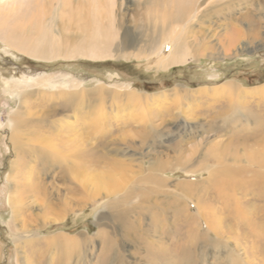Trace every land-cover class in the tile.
<instances>
[{
    "label": "bare ground",
    "instance_id": "6f19581e",
    "mask_svg": "<svg viewBox=\"0 0 264 264\" xmlns=\"http://www.w3.org/2000/svg\"><path fill=\"white\" fill-rule=\"evenodd\" d=\"M241 1L244 0H226V3L219 7L211 8L209 0H140L139 5L143 13L135 24L136 33L133 31L137 35H132V30L126 25L124 17L117 19L113 0L0 1V32L7 45L39 58L66 56L68 52L79 51H85L93 57L106 56L112 49L121 57L133 53L154 55L156 52L150 58L155 62H149L157 64L160 69H167L181 64L188 57L199 59L202 56H220L218 53L228 54L234 49H236L234 54H238V50L241 52L248 49V46L239 47L241 41L256 42L258 33L246 34L240 26L244 19H250L252 25L256 23L251 13L234 18L236 24L232 23L233 30L227 35L218 32L212 34L214 29L212 27L211 30L204 32L195 29L194 23L198 19L213 12L219 14L220 10L216 11L217 9H230L232 4H239ZM262 2L256 6V11H264V7L261 8L264 6V0ZM126 8L128 9V5ZM124 15L126 16V13ZM122 29L124 33L121 35ZM214 37L218 38L219 43L230 45L232 47L230 51L227 48L219 50L218 42L211 41ZM74 38L76 42L71 47L70 42ZM163 46H167L166 53L162 50ZM198 90L195 92L196 95H191L189 89L175 88L171 94L161 95H171L174 98L171 106L164 111L163 121H167L168 117L185 119L184 106L180 105L183 100L180 101V98H185L190 103L204 99L207 102L203 108L205 111L203 113L193 111L190 116L197 120L203 119L201 124L206 128L202 130V138L207 143L211 140L210 136L218 138L210 147H205V151L200 150L202 145L200 138L195 144L187 147L185 144L193 141L181 142L176 155L177 166L184 168L187 175L205 172L207 176L201 181L175 183V189L169 192L166 189L168 179L164 176L167 169H170L168 163L156 158L149 166H144L145 156L139 154L137 169H134L125 159H119L116 155L124 153L127 159L132 157L125 149L121 152L118 148H108V145L118 141L116 138H121L126 143L135 135L140 138L139 147H142L170 132L153 123L152 118L159 116L161 111L154 113L151 108L144 107V101L149 103L146 94L142 96L129 90L118 93V96L126 99L124 105L135 101L142 108L139 120L135 121L137 124L140 123V130H125L130 124L125 122L123 135L115 138L112 137L115 128L109 123L97 124L95 120V123H84L83 126L70 122H64V125L59 126L53 124L56 119H52L51 110L45 107L36 111L35 119L38 123L29 127L31 119L27 118L25 112H18L9 137L16 157L9 177L14 181L20 177L21 180L13 189L14 193L9 195L13 209L11 224L22 230L28 229L30 223L26 216H32L33 212L28 213L30 206L26 198H35L39 211L44 209L51 213V218L49 214L47 215L48 220H51L44 222L43 227L62 220L70 211L81 210L86 205L96 202L99 207H105L106 212L97 215L96 225L100 228L93 237L82 233L79 237L59 234L48 239L43 238L50 249H55V246L59 245H69L67 250L63 251L65 254L54 264L85 262L91 254V249L95 247V238L101 241L96 264H134V261L124 254L126 246L122 240L146 243L150 251L149 258L154 260H151L153 264H160L155 262L157 259L165 260L164 264H172L174 261L172 263L167 261L166 254L159 256L164 254L163 248H160L162 245L157 241H163L161 235L165 220L157 212H150L154 197L169 194L172 200L166 205L174 206L175 212L177 209V213L181 214L180 218L187 226L183 248L195 247L200 244V240L207 242L210 234H213L210 241L214 246L210 247V250L225 256L226 264H264V202L258 204L256 201H264V86L248 90L240 87L235 81H228L223 85L202 87ZM110 92L111 90L100 87L96 91L98 96L94 101L100 99L105 102L110 96L111 100H114V93L107 95ZM250 94L252 96L249 98ZM28 97L29 95L25 96L23 100ZM120 109L117 107L115 114L112 110L105 111L102 116L104 119L114 120ZM255 116H259L257 118L262 122L251 123L250 119L256 118ZM94 117L98 119L100 113L94 114ZM48 121L52 122L51 127L45 129ZM259 123L261 125H257ZM188 127L189 125L181 122L176 125V129L182 128L184 131ZM51 130L54 132L51 133ZM186 132L192 134L193 129ZM110 152L116 153L117 157L110 156L108 154ZM186 152L187 155L184 154ZM21 155H27L32 161L38 155L37 157L45 160L43 163L50 167L53 166V162L62 163L69 168L67 172L61 171L60 176L63 177L64 183L70 182L69 176L74 179L79 176L81 186L72 189L67 185L65 190H68L60 193L46 178L37 176V170H32L33 167H29V164L26 165L28 167L26 171H21L19 166L25 165L24 161L20 162ZM242 157H246L247 162L253 164H239ZM210 161L214 163L208 164ZM44 164L40 166L41 169L45 168ZM212 166L217 168L210 170ZM82 186L83 189H88L87 193H82ZM191 201L193 207L190 205ZM166 205L165 202L160 204L161 213H165ZM232 207L235 212H231ZM149 212L152 221L149 225L155 227L153 231L145 227L144 216ZM202 222H205V228ZM103 224L111 230L102 227ZM244 226L247 227L245 233L253 238L249 251L251 253L247 252V256L242 254L240 250L242 247L241 244L238 245V241L233 242L238 245L237 248H233L235 251L229 247L231 244L229 234L235 232V227L242 230L245 229ZM203 228L204 231H201ZM255 238L262 241H256ZM29 243L33 244L31 240ZM203 245L205 250L209 248V243ZM178 247L174 246L168 250V255L171 258L179 255L178 262L176 261L179 264H195L190 254L191 250L184 251L181 248L178 251ZM35 250L36 246L32 252ZM203 254H200L201 257Z\"/></svg>",
    "mask_w": 264,
    "mask_h": 264
},
{
    "label": "rangeland",
    "instance_id": "374dc122",
    "mask_svg": "<svg viewBox=\"0 0 264 264\" xmlns=\"http://www.w3.org/2000/svg\"><path fill=\"white\" fill-rule=\"evenodd\" d=\"M0 1L5 2L10 0ZM139 1L140 0H113L117 19L119 17L125 18L126 25L132 30V35L134 34L133 31L136 33L135 24L143 13ZM259 2L260 4L263 3L262 0H256L255 2L252 0H244L240 3L238 2L239 4L234 3L230 6V9H217L216 11L220 10L219 14L213 12L214 14L211 13L208 16L198 19L196 23H194L197 31H208L209 29L211 30L212 27L214 28L212 34L218 32L227 35L233 30L234 26L232 27V23L233 25L236 24L235 20H233L234 18H239L251 13V17L256 19V23L252 25L250 19H244L240 22V26L244 29L246 34L249 32H257L259 37L254 43L248 40L241 41L239 47L248 46L247 50H241V52L238 50V54H234V50H236L234 49L228 54L221 52L218 53L220 56H202L199 59L188 57L181 64L170 66L167 69H160L157 64L149 62H155L150 60V58L154 56L156 52L154 55L151 53L147 55H136V53H133V55L121 57L117 55L115 49H112L106 56L93 57L85 51H79L77 53L68 52L66 56H56L47 59L39 58L19 52L14 47L7 45L4 41L3 34L0 32V264H54L56 260L59 261V258L61 259V256L65 254L63 251L67 250L69 245H59L57 247L55 246V249H50L44 242V239L59 234L69 237H79V234L82 233H87L89 236L93 237L100 228L96 225L97 215L100 212H106L105 207H99L96 202L90 203L81 210L70 211L62 220L49 223L46 227H43L44 222L51 220H48L49 217L51 218V213L44 209L39 211L35 198L30 197L26 198V202L30 206L28 213L33 212V215L26 216L27 221L30 223L28 229L22 230L11 224L13 209L9 202V195L14 193L13 189L18 186L17 184L20 183L21 180L19 179L20 177L16 178L17 180L15 181L11 180L9 177L13 161L16 158L9 137L13 125L17 120L16 117H18V112H25L27 118L31 119L28 124L29 127L38 123V120L35 119L36 111L45 107L51 110L52 119H56L53 124L59 126L64 125V122L74 123L75 125L81 124L83 126L84 123H95V120L97 124L109 123L111 127L115 128L112 133V137L115 138L123 135V129L126 126L125 122H127V124L130 123L129 126L125 127V130H140V123L137 124L135 121L139 120L140 109L142 108L140 104H137L135 101L127 102V105H124L126 99L123 96H118V93L122 90H129L142 96L146 94L145 97H149V99H147L149 103L144 101V107L151 108L154 113L161 111L159 116L152 118L154 120L153 123L159 125L160 128L162 127L165 130H170V132L156 138L152 143L144 144L142 147H139L140 138H137L135 135H132L134 138L126 143L121 138H116L118 141L113 145H108V148H118L121 152L125 149L127 154L131 155L133 158L129 157L127 159L124 153L116 154L110 152L108 154L114 157L119 156V159H125V161L130 164V167L134 169H137L136 163L139 160V156L142 154L145 156L143 160L144 166H149L150 162H153L156 158L168 163L170 169L168 168L164 175L168 179L166 183L168 192L171 191V189H175V183H182L188 180L191 182L197 180L201 181L207 176V173L202 172L187 175L184 168L177 166L176 155L181 147V142L193 141L188 144L184 143L187 147L195 144L200 138V141H202L200 150L205 151L214 140L218 139L216 136H210L209 140H211L208 142L210 144H208L207 141L202 138V130L206 128H203L201 124L203 119L197 120L190 116L193 111L203 113L205 111L203 108L207 105V102L202 99L190 103L186 101L185 98H180V101L183 100L180 105L184 106L185 119L168 117L167 121H163L162 119L165 118L164 111L171 106L174 98L171 95H161L164 93L171 94L175 88H186L190 90L191 95H196L195 92L199 91V88L219 86L228 81H235L240 87L248 90L263 87L264 11H256V6ZM223 3H226V0H209L211 8L219 7ZM127 5L128 9L126 8ZM262 7L264 6L262 5L261 8ZM124 13H126V16H123ZM120 33L122 35L124 29H122ZM211 41L218 42L219 50L227 48V50L230 51L232 48L230 45L226 46L225 43H219L217 37L212 38ZM75 42L76 38L70 42V46L72 47ZM166 48L167 46H163L162 50L164 53L167 51ZM100 87L106 88L108 91L111 90L107 95L110 96L111 93H114V100H111L110 96L105 102L100 99L95 102L94 100L98 96L96 91ZM28 95L29 97L24 101L23 99ZM251 96L252 94L249 95V98ZM152 99H154V101H152ZM147 105H149V107ZM117 107L121 109L120 112H117L116 119H104L102 115L105 111L112 110L115 114ZM99 113L100 117L96 119L94 114L98 115ZM186 114L189 116H186ZM255 117L256 118L250 119L251 123L262 122L257 118L259 116ZM181 120H187V122ZM180 122L181 124L186 123L189 125L186 131L193 129V135L184 131L182 128L176 129V125ZM51 124L52 122L48 121V126H46L45 129H50ZM257 125H261V123ZM53 132L54 131L51 130V133ZM130 134H132V132ZM108 141L109 137L107 139V142ZM115 154L117 156H115ZM184 154L187 155V152ZM37 156L38 155L34 157V161L28 158L27 155L19 156V159L21 158L20 162H25V165L21 164L19 166L21 171H26L28 168L26 165L29 164V167H33L32 170H37V176L46 178L54 188L60 191V193L68 190H65L67 185L72 189L81 186L79 176H76L75 179L69 176L70 182L67 184L64 183L63 177L60 175H62L61 171L67 172L69 169L67 166H64L60 162H53L51 159L53 166L50 167L43 163L45 160H40ZM247 161L246 157H242L238 163L241 165L245 163L247 165L253 164ZM213 163L214 161H210L208 164ZM42 164H44L45 167L43 169L40 167ZM23 167L25 168L23 169ZM215 168L217 167L212 166L210 170ZM249 175L250 173H248V177ZM76 183H78V185ZM22 189H20L21 192L23 191ZM86 189L87 188L83 189L82 186V193H87L88 189ZM77 195L79 197L81 196L80 194ZM168 195L154 197L153 207L150 208V212H157V214H160L159 216L165 220L162 225L163 234L161 235L163 241H157L158 244L162 245L160 248H163L162 251L164 254L159 256L161 257L166 254L167 261L169 260L171 263L174 261L175 264H179L177 263V257H179V255L176 258H171L168 255V250L174 246H179L178 251L183 248L182 244L186 237L185 233L187 226H185V222L181 219V214H179V212L177 213L178 210L176 209L175 212L174 206L171 207L166 205L172 200ZM248 196L249 195H247V197ZM256 201L258 204L264 202L263 200ZM163 202H165L166 205L165 213H161L162 210L159 208L160 204H163ZM190 203L191 207H193L194 204H192V201ZM230 210L233 212L234 208L232 207ZM150 212L148 215L144 216V222L145 227L153 231L155 227L149 225V223L152 222L150 219ZM226 214L228 215V212ZM41 217L42 219H40ZM34 219L39 220L34 221ZM201 224H203L204 227L205 222ZM103 225L102 227H107V229L111 230L106 224ZM159 227H161V223ZM239 227H235V232L229 234V244L231 243L229 247L232 251H235L233 248H237V246L241 244L242 249L240 250L242 254L247 256L246 253H249L250 248H252L251 244L253 243V238L245 233L247 231L246 226H244L246 230L242 229L243 231L240 230ZM204 228L201 229V231H204ZM212 237L213 234H210L209 241L200 240V244L198 243L195 247L183 248L184 251L191 250L190 254L193 260H195L193 261L195 264H226L225 256H222V254L219 255L218 253L216 254L215 251L210 250V247L214 246L210 241ZM95 239V247L91 249L90 256L86 258L88 260L86 261L85 259L86 263L83 261L81 263L79 262V264H96L97 256L101 250V241L98 240V238ZM255 239H257L256 241H262L260 238ZM30 240L33 244L35 242V244H30ZM235 241H238L239 244H234L233 242ZM122 242H124L126 246L124 254L131 261H134V264H153L151 261L153 259L149 258L148 254L150 251L146 243L140 242L139 245L138 242L134 240H122ZM207 243H209V248L205 250L203 244ZM34 246H36V250L32 252ZM41 250H44V252ZM200 254H203V257H201ZM161 260L157 259L155 262L164 264L165 260Z\"/></svg>",
    "mask_w": 264,
    "mask_h": 264
}]
</instances>
